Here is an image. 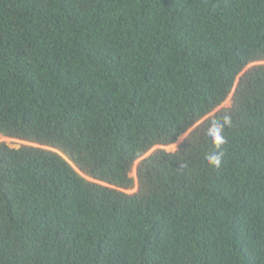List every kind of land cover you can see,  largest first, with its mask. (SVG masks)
<instances>
[{"label":"trees","instance_id":"obj_1","mask_svg":"<svg viewBox=\"0 0 264 264\" xmlns=\"http://www.w3.org/2000/svg\"><path fill=\"white\" fill-rule=\"evenodd\" d=\"M0 135V264H264V0H0Z\"/></svg>","mask_w":264,"mask_h":264},{"label":"clouds","instance_id":"obj_2","mask_svg":"<svg viewBox=\"0 0 264 264\" xmlns=\"http://www.w3.org/2000/svg\"><path fill=\"white\" fill-rule=\"evenodd\" d=\"M231 125V118L229 116H225L223 118L222 123L220 124H214L210 129H209V136L212 138V142L214 143L215 147L217 149L220 148L221 145H223L226 140L223 136V130L226 126ZM191 131V129H189ZM175 149V145L170 144L166 147V151H173ZM221 157L222 153L220 152H212L206 155L205 159L207 163L210 166L213 167H219L221 164Z\"/></svg>","mask_w":264,"mask_h":264},{"label":"rangeland","instance_id":"obj_3","mask_svg":"<svg viewBox=\"0 0 264 264\" xmlns=\"http://www.w3.org/2000/svg\"><path fill=\"white\" fill-rule=\"evenodd\" d=\"M229 103H230V98H228L220 107H228L229 106ZM191 130H192V128H191ZM189 132V131H188ZM187 132V133H188ZM187 135V134H186ZM185 135V136H186ZM184 136V137H185ZM183 137V138H184ZM183 138H180L175 144H173V145H175V149H176V147L181 143V140L183 139ZM0 142H4V143H8V144H10V145H15V144H17V143H24V142H20V141H17V140H14V139H9V138H5V137H3V136H1L0 135ZM24 144H26V143H24ZM166 147L167 146H156V147H154L151 151H153V150H155V149H166ZM174 149V150H175ZM151 151H149L145 156H147V155H149L150 154V152ZM136 164H137V162H135L134 163V167H133V171H132V176L134 177L135 176V173H134V170H135V166H136ZM135 189H136V187L133 189V190H128V191H126L127 193H133L134 191H135Z\"/></svg>","mask_w":264,"mask_h":264}]
</instances>
